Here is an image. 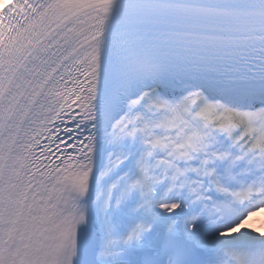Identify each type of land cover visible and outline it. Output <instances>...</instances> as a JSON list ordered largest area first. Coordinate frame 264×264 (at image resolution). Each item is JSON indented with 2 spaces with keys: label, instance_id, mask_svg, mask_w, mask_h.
Here are the masks:
<instances>
[{
  "label": "snow or ice",
  "instance_id": "1",
  "mask_svg": "<svg viewBox=\"0 0 264 264\" xmlns=\"http://www.w3.org/2000/svg\"><path fill=\"white\" fill-rule=\"evenodd\" d=\"M264 0H0V264H264Z\"/></svg>",
  "mask_w": 264,
  "mask_h": 264
},
{
  "label": "rangeland",
  "instance_id": "2",
  "mask_svg": "<svg viewBox=\"0 0 264 264\" xmlns=\"http://www.w3.org/2000/svg\"><path fill=\"white\" fill-rule=\"evenodd\" d=\"M263 217H264V215H263ZM263 225H261V226H263ZM254 226H256V222L255 223L254 222L253 223H248V225L246 227H254Z\"/></svg>",
  "mask_w": 264,
  "mask_h": 264
}]
</instances>
